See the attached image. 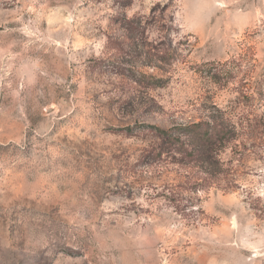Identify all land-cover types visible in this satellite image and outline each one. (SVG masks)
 <instances>
[{
    "label": "rangeland",
    "instance_id": "1",
    "mask_svg": "<svg viewBox=\"0 0 264 264\" xmlns=\"http://www.w3.org/2000/svg\"><path fill=\"white\" fill-rule=\"evenodd\" d=\"M0 264H264V0H0Z\"/></svg>",
    "mask_w": 264,
    "mask_h": 264
},
{
    "label": "trees",
    "instance_id": "2",
    "mask_svg": "<svg viewBox=\"0 0 264 264\" xmlns=\"http://www.w3.org/2000/svg\"><path fill=\"white\" fill-rule=\"evenodd\" d=\"M218 127L216 124L196 123L176 126L169 131L156 128L155 135L163 145L174 147L175 151L176 147L183 148L187 142L196 143L195 147L192 148L193 153L190 155L196 157L197 160L189 161L193 163L194 167L203 169L207 175L214 176L220 173L217 160H213L216 155L215 151L228 140L223 129ZM182 137H184V141H182Z\"/></svg>",
    "mask_w": 264,
    "mask_h": 264
}]
</instances>
